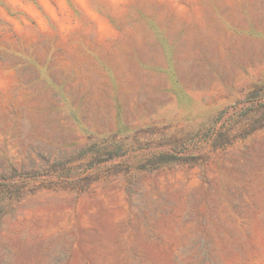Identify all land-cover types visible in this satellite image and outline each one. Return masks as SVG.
I'll use <instances>...</instances> for the list:
<instances>
[{
  "label": "rangeland",
  "instance_id": "1",
  "mask_svg": "<svg viewBox=\"0 0 264 264\" xmlns=\"http://www.w3.org/2000/svg\"><path fill=\"white\" fill-rule=\"evenodd\" d=\"M0 264H264V0H0Z\"/></svg>",
  "mask_w": 264,
  "mask_h": 264
}]
</instances>
